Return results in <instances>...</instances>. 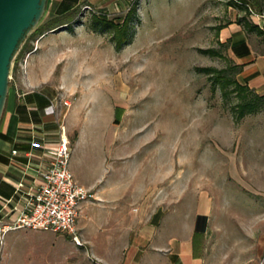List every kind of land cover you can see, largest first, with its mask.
<instances>
[{
    "label": "rangeland",
    "instance_id": "1",
    "mask_svg": "<svg viewBox=\"0 0 264 264\" xmlns=\"http://www.w3.org/2000/svg\"><path fill=\"white\" fill-rule=\"evenodd\" d=\"M252 1L140 0L116 16L79 8L69 26L40 36L42 18L12 61L7 98L12 89L27 91L21 85L27 54L55 47L60 53L46 55L44 72L78 184L125 190L144 188L145 180L147 189L162 192L163 206L176 194L179 227L204 211L213 243L261 237L264 91L221 88L204 72L226 71L244 84L217 33L232 21L249 24ZM243 102L249 106L240 116ZM92 214L106 224L115 217L107 210ZM239 222L247 226L239 229ZM14 244L19 254L32 246L35 259L26 263L15 254L12 264H94L63 234L18 233Z\"/></svg>",
    "mask_w": 264,
    "mask_h": 264
},
{
    "label": "crops",
    "instance_id": "2",
    "mask_svg": "<svg viewBox=\"0 0 264 264\" xmlns=\"http://www.w3.org/2000/svg\"><path fill=\"white\" fill-rule=\"evenodd\" d=\"M139 1L47 0L43 18L49 21L85 7L106 15H125ZM213 1L202 0L201 4ZM260 3L264 5L263 1ZM209 13L210 7L204 12L205 18ZM249 19L253 29L241 20L229 22L218 29V41L227 45L234 65L243 66L238 75L240 81L264 91V21L258 22L251 16ZM59 53L55 47L45 46L42 51L37 47L27 54L21 79L27 91L18 94L12 89L6 99L0 120L1 221L13 222L24 209L39 184L38 167L47 159L46 151L56 145L58 115L54 118L44 114L48 100L55 101L56 96L48 87L50 79L44 71L46 55ZM143 186L125 187V190L98 189L93 183L83 186L92 191L89 194L92 199L79 207L77 229L83 245L72 244L76 249L85 248L94 264H264V234L244 239L236 237L233 241L224 236L213 243L208 236V221L202 232L195 231L197 217H207L206 212H194L179 227L178 217L183 213L177 206L176 194L172 203L169 193V205L163 206L162 192L147 189L145 180ZM95 210H107L115 217L106 224L94 218ZM246 226L239 222V229ZM31 232L34 231L17 230L4 237L0 264H12L16 255L26 263H33L32 246H22L19 254L14 244L18 233L26 238ZM10 234L13 235L6 242Z\"/></svg>",
    "mask_w": 264,
    "mask_h": 264
},
{
    "label": "built area",
    "instance_id": "3",
    "mask_svg": "<svg viewBox=\"0 0 264 264\" xmlns=\"http://www.w3.org/2000/svg\"><path fill=\"white\" fill-rule=\"evenodd\" d=\"M249 13L254 20L264 21V8L261 12L249 8ZM44 114L56 118L57 103L48 100ZM56 135V145L46 151L47 159L38 167L39 184L29 196L24 209L13 222L0 220V247L4 237L17 230L59 233L66 235L77 247L83 245L77 219L80 205L89 199V191L75 181L69 168V143L66 129L60 122H57Z\"/></svg>",
    "mask_w": 264,
    "mask_h": 264
},
{
    "label": "water",
    "instance_id": "4",
    "mask_svg": "<svg viewBox=\"0 0 264 264\" xmlns=\"http://www.w3.org/2000/svg\"><path fill=\"white\" fill-rule=\"evenodd\" d=\"M47 0H0V120L14 56L25 36L43 18Z\"/></svg>",
    "mask_w": 264,
    "mask_h": 264
},
{
    "label": "trees",
    "instance_id": "5",
    "mask_svg": "<svg viewBox=\"0 0 264 264\" xmlns=\"http://www.w3.org/2000/svg\"><path fill=\"white\" fill-rule=\"evenodd\" d=\"M246 7L249 8L248 3H245ZM254 6V10L257 12H261V7L259 5V2L257 1H252L251 3ZM77 9L70 11L69 13L57 17L55 19H51L49 21L44 22L43 24H40L36 28V34H39L40 36L44 35L47 32H56L57 30L64 28L63 26H69V24L74 20L75 15H76ZM246 27L249 29H253L250 24H247ZM243 66L239 65H234V69L237 70V73L239 74L242 70ZM204 72L207 74H210L211 76L214 77V83L218 84L221 88H226L229 84H234V90H238L240 92H246L249 91L248 86L244 83L242 86L239 85L235 81H231L229 76L226 74V71H213L211 69H204ZM249 105L247 103H239L237 107L238 113L241 115L244 114L245 110L247 109ZM205 217L198 216L196 219V226H195V231L197 232H202V228L204 227L205 224Z\"/></svg>",
    "mask_w": 264,
    "mask_h": 264
}]
</instances>
